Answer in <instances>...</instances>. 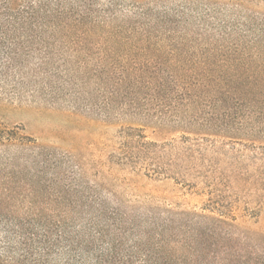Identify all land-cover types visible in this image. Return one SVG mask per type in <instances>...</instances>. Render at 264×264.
<instances>
[{"label": "trees", "instance_id": "1", "mask_svg": "<svg viewBox=\"0 0 264 264\" xmlns=\"http://www.w3.org/2000/svg\"><path fill=\"white\" fill-rule=\"evenodd\" d=\"M72 1L0 0V101L39 115L84 100L139 120L120 131L114 163L207 196L208 213L134 205L0 126V264H264L230 223L237 203L264 202V20L235 10L255 0H230L224 20L179 13L217 33L198 60L209 65L193 68L171 64L200 41L152 33L170 9Z\"/></svg>", "mask_w": 264, "mask_h": 264}, {"label": "rangeland", "instance_id": "2", "mask_svg": "<svg viewBox=\"0 0 264 264\" xmlns=\"http://www.w3.org/2000/svg\"><path fill=\"white\" fill-rule=\"evenodd\" d=\"M76 1L72 3H79V0ZM80 2V4H86L87 8L91 6L90 9L93 10H113L117 7L147 9L150 6L170 9L172 14L168 17V21L164 19V23L162 21L156 23L154 25L156 31L152 30V33L167 37L170 41L180 37L200 41L198 49L191 50L190 54H186L187 56H179L178 61L175 64L172 61L171 64L189 68L209 65L208 63L200 64L198 60L201 61L203 58L200 56L206 52L203 41H208L217 33L206 28L179 24L181 18L178 15H182L179 13H185V18L191 22L193 20L190 14L197 16L201 21L208 20L206 14L224 20L225 15L231 17V13L226 14L224 10L229 12L233 9L230 0H81ZM235 10L242 11L243 15L253 16L251 19L260 17L264 20V0H255L254 4H245ZM125 15L118 14V17L126 20L129 17ZM101 16L106 20L117 17L110 13ZM92 51L103 53L105 50L96 46ZM156 64L163 63L156 61ZM166 65H169L168 62ZM99 100L96 97L90 103L97 104ZM133 124L142 123L131 118L115 116L107 118L96 106L87 107L84 100L76 102L69 100L52 109L47 108L39 115L16 110L15 106L8 105L7 99L0 101L1 127H7L9 130H13L16 126L20 127L24 130L23 135L67 156L72 165H81L92 180L108 184L115 193L124 196L134 205H159L189 213H208L205 212L208 207L207 196L191 191L173 180L149 178L130 167L118 166L114 163L113 157L120 141L119 133L123 128ZM145 132L151 140L161 141L165 138L149 127H145ZM250 201L252 200L247 199L235 205L232 213L234 221L230 223L238 235L248 239L242 247L245 252L258 251L264 254V202L260 204V202Z\"/></svg>", "mask_w": 264, "mask_h": 264}]
</instances>
